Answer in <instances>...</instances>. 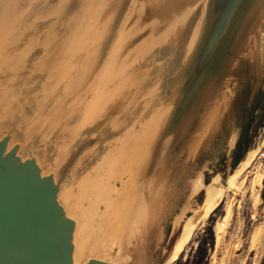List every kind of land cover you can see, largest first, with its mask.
<instances>
[{
	"label": "water",
	"instance_id": "1",
	"mask_svg": "<svg viewBox=\"0 0 264 264\" xmlns=\"http://www.w3.org/2000/svg\"><path fill=\"white\" fill-rule=\"evenodd\" d=\"M263 46L264 0H0V264H143L175 174L248 158Z\"/></svg>",
	"mask_w": 264,
	"mask_h": 264
},
{
	"label": "rangeland",
	"instance_id": "2",
	"mask_svg": "<svg viewBox=\"0 0 264 264\" xmlns=\"http://www.w3.org/2000/svg\"><path fill=\"white\" fill-rule=\"evenodd\" d=\"M250 130L241 152L244 158L264 141V107L258 109ZM242 131L239 126L229 129L221 151L194 163L192 171L181 169L175 174L168 200L158 213L151 211L149 219L155 228L148 237L143 264H166L187 227L181 223L184 214L193 206L194 229L173 264H197L200 245L207 251L202 264H264V144L251 166L232 183L239 166H234L232 153ZM209 163L215 166L213 175L219 176L221 186L212 203L208 191L198 185L201 171ZM210 227L214 231L212 247Z\"/></svg>",
	"mask_w": 264,
	"mask_h": 264
},
{
	"label": "bare ground",
	"instance_id": "3",
	"mask_svg": "<svg viewBox=\"0 0 264 264\" xmlns=\"http://www.w3.org/2000/svg\"><path fill=\"white\" fill-rule=\"evenodd\" d=\"M263 144H264V141H263V143L260 145V146H258L256 149H254L253 151H251L250 153H249V155H248V158L242 163V165H241V167L236 171V173H235V175L233 176V178H232V183L235 181L236 182V180L237 179H239V177L241 176V175H243V173L251 166V164L253 163V160L255 159V157L258 155V153H259V151L261 150V148H262V146H263ZM233 185V184H232ZM230 186V185H229ZM233 186H235V184L233 185ZM226 190V189H225ZM220 191H221V186H220V178L219 177H217L214 181H213V183L208 187V196H209V198H208V200H210L211 201V203H212V201H214L215 200V198L216 197H218V194L220 193ZM225 191H223V193H224ZM222 193V194H223ZM218 201V200H217ZM208 202V201H207ZM206 202V203H207ZM209 203V202H208ZM207 203V204H208ZM210 203V204H211ZM206 204V205H207ZM210 204H209V206H210ZM207 209H209V208H206V211H207ZM213 209V208H212ZM207 212H209V210L207 211ZM201 219V218H200ZM196 221V220H195ZM219 225H222V224H219ZM195 225H194V223H192V220H191V222H189L188 224H187V227H186V229H185V231H184V233H183V236L181 237V239L178 241V243H177V245H176V248H175V250H174V252H173V254L171 255V257L169 258V260L167 261V263L166 264H173L175 261H176V259H177V257H178V255L180 254V251H181V249L183 248V246L186 244V242L188 241V239H189V236L191 235V233H192V230L194 229L193 227H194ZM219 228V227H218ZM222 231V230H221ZM220 232V231H219ZM223 233V232H222ZM217 235V234H216ZM221 235V234H220ZM218 238H219V236H217Z\"/></svg>",
	"mask_w": 264,
	"mask_h": 264
},
{
	"label": "trees",
	"instance_id": "4",
	"mask_svg": "<svg viewBox=\"0 0 264 264\" xmlns=\"http://www.w3.org/2000/svg\"><path fill=\"white\" fill-rule=\"evenodd\" d=\"M208 233L210 235L209 244L212 247L213 246V243H214V231H213V229L211 227L208 229ZM202 246L203 245H200V247H199V251H200L201 254L199 256V259L197 261L198 262L197 264H202V262L204 261L205 255L207 254V251L206 250L204 251L203 248H202Z\"/></svg>",
	"mask_w": 264,
	"mask_h": 264
}]
</instances>
